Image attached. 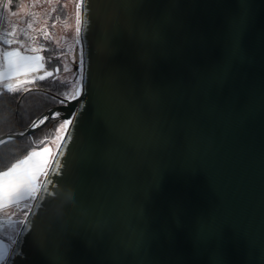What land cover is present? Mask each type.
<instances>
[{"label": "water", "instance_id": "water-1", "mask_svg": "<svg viewBox=\"0 0 264 264\" xmlns=\"http://www.w3.org/2000/svg\"><path fill=\"white\" fill-rule=\"evenodd\" d=\"M87 4L83 103L10 259L264 264V0Z\"/></svg>", "mask_w": 264, "mask_h": 264}, {"label": "snow or ice", "instance_id": "snow-or-ice-1", "mask_svg": "<svg viewBox=\"0 0 264 264\" xmlns=\"http://www.w3.org/2000/svg\"><path fill=\"white\" fill-rule=\"evenodd\" d=\"M12 0H4L0 2V19H6L4 13L9 12ZM83 4L85 12L87 11V0H76L77 19H76V45H80V14L81 5ZM10 15L15 17L16 11H10ZM10 28L3 33H0V45L7 47H0V87L9 93H15L22 90L24 85H33L38 80L43 81L46 78H51L55 83L60 82L61 88L57 90L56 95L59 97V103L63 107L76 104L73 108L72 114L62 120L60 112H53L51 119H58L59 123L54 133L51 136H45L43 139L34 141L35 147L26 154L22 159L17 160L7 170L0 171V206L7 204L15 205L18 209L24 212V219L13 221L12 216L8 215L7 220L0 219V264H14L10 259L11 255L16 252L13 245L19 247V240L14 239L12 235L7 232V229L12 228V232L16 237L22 240V231H16L14 224L26 225L30 223L28 215L31 213L32 205L30 201H35L37 195L43 185V190L47 192V185L51 183L48 179L49 169L52 175L59 173L61 168V159L65 154L67 144L71 139L69 131L70 126H74L76 118V109L80 107L83 101L80 99L85 91V58L84 50L81 47L78 52L71 56V62L75 65V74L73 79L62 77V72L67 74L71 70L68 63L65 62L62 66L55 67L52 70L46 69V60L41 52L47 51V47L41 44L39 47L34 46L36 37L30 36V30H33V22H27L26 28L20 29L18 35V24L8 21ZM55 27V24H53ZM23 36V39L20 37ZM43 40L50 39V33L44 32ZM53 43H58L53 41ZM16 45V47H13ZM69 48L61 52L59 56L55 57L57 60H63L64 57L71 52ZM50 63V61H48ZM23 90L31 91L32 88H24ZM49 117H44L39 121H34L31 127L35 129L47 122ZM24 133H21L23 135ZM5 141L0 140V144ZM53 145L55 148L53 149ZM41 177L44 180L41 181ZM7 215V213H6Z\"/></svg>", "mask_w": 264, "mask_h": 264}, {"label": "rangeland", "instance_id": "rangeland-1", "mask_svg": "<svg viewBox=\"0 0 264 264\" xmlns=\"http://www.w3.org/2000/svg\"><path fill=\"white\" fill-rule=\"evenodd\" d=\"M13 10L17 12L15 17L10 15V11ZM0 12H3V9H0ZM4 16L6 19H0V33L9 30L10 25L8 21L18 24V35L20 34V29L26 28L27 22H33V30H30L29 34L30 36L36 37L34 46L39 47L41 44H44L47 47V51L41 52L43 56L47 55V57L50 56L52 59H55V57L59 56L61 52L71 48L72 51L69 52L63 60H55L56 67L60 66L62 68L63 64L67 62L68 67L71 70L67 74L62 72V77H66L67 79L74 78L75 65L71 62V56L74 54L77 46L79 50L81 48V43L80 45H76L75 43V32L77 27L76 0H12L9 12L4 13ZM53 24H55V27H53ZM45 31L50 33L49 40L41 39ZM20 38L23 39V36ZM53 41L58 43H53ZM0 47L6 48L7 46L0 45ZM13 47H16V45H13ZM29 86L30 85H24L22 88H27ZM59 120H62V118H59ZM59 120L57 122H51L50 128L43 133L38 134L36 140L43 139L45 136H51L52 133L55 132ZM54 147L55 145H53V148ZM42 179L43 177H41V181ZM29 203H32V201ZM12 213H15L13 216L16 218V221L24 219V212L16 206L14 208L0 211V219L7 220L8 215H11ZM17 225V227L21 226L20 224Z\"/></svg>", "mask_w": 264, "mask_h": 264}, {"label": "trees", "instance_id": "trees-1", "mask_svg": "<svg viewBox=\"0 0 264 264\" xmlns=\"http://www.w3.org/2000/svg\"><path fill=\"white\" fill-rule=\"evenodd\" d=\"M44 57L46 69H54L56 60L47 55ZM29 87L32 88L31 91L22 88L15 93H9L0 87V135L25 130L44 110L59 103V97L56 95L57 90L62 87L59 81L54 83L51 78H46ZM57 121L58 119H50L31 134L14 137L0 144V171L9 168L28 154L35 147L36 136L49 129L51 122Z\"/></svg>", "mask_w": 264, "mask_h": 264}, {"label": "crops", "instance_id": "crops-1", "mask_svg": "<svg viewBox=\"0 0 264 264\" xmlns=\"http://www.w3.org/2000/svg\"><path fill=\"white\" fill-rule=\"evenodd\" d=\"M42 55V54H41ZM53 147V146H52ZM55 148V147H54ZM53 148V149H54ZM23 158V157H22ZM22 158H20V159H22ZM11 167V166H10ZM8 168H6V169H4V170H1V171H5V170H7ZM15 207V205H11V204H7V205H4V206H0V211H2V210H6V209H10V208H14ZM13 221H16V218H14V216H13ZM18 225L17 224H14L13 225V227L16 229V231H19V229H20V227H17ZM7 232L10 234V235H12L13 236V238L15 239L16 238V236H15V234L12 232V228H9V229H7Z\"/></svg>", "mask_w": 264, "mask_h": 264}]
</instances>
